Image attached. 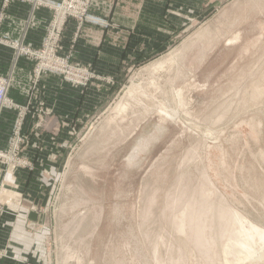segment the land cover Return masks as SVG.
<instances>
[{
    "label": "rangeland",
    "instance_id": "1",
    "mask_svg": "<svg viewBox=\"0 0 264 264\" xmlns=\"http://www.w3.org/2000/svg\"><path fill=\"white\" fill-rule=\"evenodd\" d=\"M185 9L117 77L69 50L86 82L58 77L94 84V108L67 124L32 211L38 264H264V0Z\"/></svg>",
    "mask_w": 264,
    "mask_h": 264
},
{
    "label": "crops",
    "instance_id": "2",
    "mask_svg": "<svg viewBox=\"0 0 264 264\" xmlns=\"http://www.w3.org/2000/svg\"><path fill=\"white\" fill-rule=\"evenodd\" d=\"M188 2L197 0H93L91 21L84 24L82 34L74 37L78 33L76 24H66L62 53L72 49V62L89 67L97 75L117 77L123 65L158 46L162 37L158 30L172 32L179 27V16L184 17L179 13L186 12ZM0 15V37L4 41L33 49L42 46L51 19L49 9L39 7L33 12L32 4L25 1H12L4 8L0 0ZM187 20L183 19L181 26ZM33 68L32 61L26 57L15 60L14 50L0 44V77L11 76L8 95L17 106L2 112L0 141L12 131L21 117L20 107L25 106L21 127L25 141L19 158L28 165L19 168L0 163V264L40 262L39 249L30 238L36 234L34 227L40 225L41 214L37 217L32 211L45 202L44 181L56 166L55 157L66 136L67 124L94 108V84L75 87L56 75L44 74L34 85ZM36 121L42 126L33 129ZM6 139L3 144H8ZM3 144L0 148H7Z\"/></svg>",
    "mask_w": 264,
    "mask_h": 264
},
{
    "label": "built area",
    "instance_id": "3",
    "mask_svg": "<svg viewBox=\"0 0 264 264\" xmlns=\"http://www.w3.org/2000/svg\"><path fill=\"white\" fill-rule=\"evenodd\" d=\"M12 1L31 3L33 12L39 7H44L51 11V19L41 49H32L22 43L4 41L0 38V44H5L14 50L15 60L26 57L33 62L34 85L37 84L39 76L42 73H47L62 76L67 82L72 81L74 85L83 86L86 79H83L80 75L86 74L87 69L82 68V66L73 67L69 64L71 54L68 52L67 56L62 53L61 40L66 24L70 21L76 24L75 27L78 33H76L75 37L79 35L81 27H83L85 22L90 20L89 11L92 0H60L57 3H51L47 0H2L3 7L5 8ZM10 87L11 76L0 77V115L7 107H15L14 103L8 98ZM24 116L25 114L23 113L21 119L17 121L18 126L14 134V142L11 144V152L6 155L0 151L1 164L19 168L28 166L25 161L19 158V146L24 138L19 136L18 131H20Z\"/></svg>",
    "mask_w": 264,
    "mask_h": 264
}]
</instances>
